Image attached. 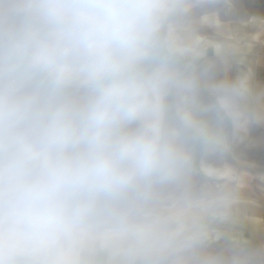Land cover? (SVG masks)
I'll return each instance as SVG.
<instances>
[{"label":"clouds","instance_id":"obj_1","mask_svg":"<svg viewBox=\"0 0 264 264\" xmlns=\"http://www.w3.org/2000/svg\"><path fill=\"white\" fill-rule=\"evenodd\" d=\"M183 0H0V264H185L201 243L160 210L200 154L256 115L178 45ZM213 264V262H210Z\"/></svg>","mask_w":264,"mask_h":264},{"label":"rangeland","instance_id":"obj_2","mask_svg":"<svg viewBox=\"0 0 264 264\" xmlns=\"http://www.w3.org/2000/svg\"><path fill=\"white\" fill-rule=\"evenodd\" d=\"M183 3L178 45L216 80H247L257 119L225 150L198 155L185 180L160 193V210L203 235L185 264H264V0ZM84 256L111 264L100 240H85Z\"/></svg>","mask_w":264,"mask_h":264}]
</instances>
